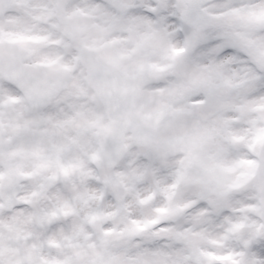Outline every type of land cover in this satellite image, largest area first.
Returning a JSON list of instances; mask_svg holds the SVG:
<instances>
[{
	"label": "snow or ice",
	"instance_id": "1",
	"mask_svg": "<svg viewBox=\"0 0 264 264\" xmlns=\"http://www.w3.org/2000/svg\"><path fill=\"white\" fill-rule=\"evenodd\" d=\"M0 264H264V0H0Z\"/></svg>",
	"mask_w": 264,
	"mask_h": 264
}]
</instances>
